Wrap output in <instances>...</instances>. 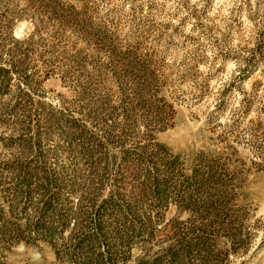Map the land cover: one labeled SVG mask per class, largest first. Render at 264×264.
<instances>
[{
	"label": "rangeland",
	"instance_id": "1",
	"mask_svg": "<svg viewBox=\"0 0 264 264\" xmlns=\"http://www.w3.org/2000/svg\"><path fill=\"white\" fill-rule=\"evenodd\" d=\"M7 164L53 168L79 184L75 199L150 215L153 237L130 264L199 227L179 195L211 169L243 239L220 234L216 250L264 264V0H0L4 211ZM148 168L169 177L166 201L139 195ZM0 260L70 264L39 239L5 244Z\"/></svg>",
	"mask_w": 264,
	"mask_h": 264
},
{
	"label": "trees",
	"instance_id": "2",
	"mask_svg": "<svg viewBox=\"0 0 264 264\" xmlns=\"http://www.w3.org/2000/svg\"><path fill=\"white\" fill-rule=\"evenodd\" d=\"M6 168L11 169L13 176L1 190L6 192L8 209L0 207V247L39 239L53 246L59 261L130 264L132 249L144 247L153 237V218L138 213L129 203L122 207L112 197L98 202L91 193L83 191L75 199L73 194L82 190L79 184L73 178H61L53 168L9 167V164ZM151 170L142 173L139 195L143 197L149 192L160 202L166 201L169 177L155 176ZM188 179L189 186L179 195L178 202L186 203L203 221L198 228L183 233L184 237L176 239L175 244L159 249L148 259H133L132 264H225L227 250H216L217 236L224 234L233 245L243 241L237 229H232L231 218L228 217L230 223L224 219L228 209L220 204L222 196L218 199L215 196L219 178H215L211 169L206 172L195 169ZM209 183L216 193L205 190ZM193 190L197 199L192 196ZM0 264L4 263L0 260Z\"/></svg>",
	"mask_w": 264,
	"mask_h": 264
}]
</instances>
